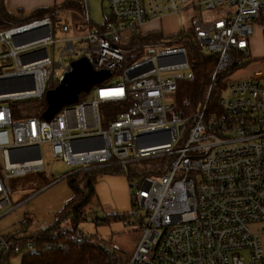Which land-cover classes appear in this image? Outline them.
Listing matches in <instances>:
<instances>
[{
	"label": "built area",
	"instance_id": "obj_1",
	"mask_svg": "<svg viewBox=\"0 0 264 264\" xmlns=\"http://www.w3.org/2000/svg\"><path fill=\"white\" fill-rule=\"evenodd\" d=\"M78 1L81 35L57 36L49 18L0 31V82L11 81L16 90L0 94V218L11 205L8 178L43 170L40 148L47 145L74 168L65 177L112 169L130 181L131 212L104 218L118 217L140 238L128 257L103 243L111 264H264L260 235L250 228L264 223V0H102L108 14L100 24L90 19V0ZM218 5L230 9L203 22L199 11ZM186 9L196 12L192 37L182 38L183 31L174 42L163 33L135 41L153 19ZM121 32L132 33L130 43H121ZM256 33L259 57L252 55ZM53 35L65 43L54 62L46 47ZM193 39L215 59L195 108L176 96L177 82L188 77L186 48ZM74 57L110 76L50 121L16 117L10 103L42 98ZM251 62L260 64L259 72L227 80ZM45 67L53 78H45ZM115 74L122 75L118 83ZM40 230L0 235V264L36 251L30 236Z\"/></svg>",
	"mask_w": 264,
	"mask_h": 264
},
{
	"label": "rangeland",
	"instance_id": "obj_2",
	"mask_svg": "<svg viewBox=\"0 0 264 264\" xmlns=\"http://www.w3.org/2000/svg\"><path fill=\"white\" fill-rule=\"evenodd\" d=\"M90 19L94 24H100L103 22L105 16L108 14V10L105 7V3L102 0H90ZM230 9L228 5H218L211 10H201L199 13L203 19V22H207L213 19L221 18ZM77 11L68 13H62L56 15L54 22L56 23V35L67 37L74 36L82 33L81 21L79 17L75 15ZM69 15V16H68ZM74 15V16H72ZM196 15V12L192 9L183 10L177 14L164 15L160 19H153L148 25H144L139 32H161L168 37L169 42L178 40L176 35L180 32H185V35L189 38L192 37L191 20ZM19 17L22 20L28 18L27 14L21 13ZM53 22V21H52ZM60 25H67L69 32L64 34L60 31ZM84 27V26H83ZM121 43L128 44L131 41V32H121ZM259 34L254 36V42L252 45V55L259 57L262 54V46L259 39ZM63 41H55L53 35V41L46 47L51 53L52 61H57L59 51L64 47ZM75 44L78 47H85V44L80 41H76ZM195 45V40L191 42V46ZM189 44L186 48V58L189 64V68L186 70V75L190 77V66L194 63V51ZM148 55L149 52L144 51ZM139 55L143 52L137 51ZM201 53L203 51L201 50ZM204 54V53H203ZM76 59L74 57L72 60ZM67 62V61H66ZM68 63V62H67ZM59 72L60 69H58ZM260 71V64L258 62H251L244 68L237 69L229 74L226 78L230 81H237L251 78L254 74ZM52 68L45 67L43 73L47 79L49 76L53 78ZM113 83H118L122 80L121 74H115L112 77ZM90 93H80V99L88 98ZM174 101L172 96L166 98L167 104H172ZM13 109L17 110L22 117L25 114L31 115V117L42 119V113L45 111L47 104L45 97L19 101L10 103ZM171 111H167L169 116ZM41 158L43 162V170L31 171L23 176L9 177L8 183L11 188L9 198L11 205L5 214L0 218V235L10 236L15 232L27 231L33 233L37 230H42L52 222V215L55 210L62 207L70 198L71 190L67 184V176L74 170L65 162L55 158L50 153L47 145H43L40 148ZM143 164H148V161H144ZM95 195L91 200L89 206L85 208V219L79 224L78 229L86 235H93L98 237L102 243L112 242L122 256L128 257L134 250L139 238L140 233L133 231L130 227H125L120 220L109 219L102 222L106 212L114 214V216L122 217L123 215L131 212L132 203L129 195L130 181L122 171H114L103 173L95 177L94 181ZM35 211L40 216H43L44 220H47L48 224L44 226V223L40 219L36 218ZM58 211V210H57ZM56 212V211H55ZM99 219V223L95 222V219ZM101 220V221H100ZM250 228L253 232L260 235L262 246L264 247V223L251 224ZM246 260L249 258L248 251L239 252ZM26 255H17L11 259L10 264H21L23 257Z\"/></svg>",
	"mask_w": 264,
	"mask_h": 264
},
{
	"label": "trees",
	"instance_id": "obj_3",
	"mask_svg": "<svg viewBox=\"0 0 264 264\" xmlns=\"http://www.w3.org/2000/svg\"><path fill=\"white\" fill-rule=\"evenodd\" d=\"M72 11L81 13V5L78 0H64L52 9H37L26 20L0 14V31H7L17 25L44 18L54 20L56 15ZM162 37L161 32L153 31L136 37L135 41L147 42ZM181 37L189 38L185 34ZM192 50L194 51V63L190 66L191 75L177 82L176 96L178 100L184 97L189 98L191 107L195 108L205 95L209 77L215 67V59L211 55L201 53V47L198 44L193 45ZM56 86L57 84H54L52 88ZM211 101L214 102L213 98ZM14 113L16 117H22L15 109ZM23 117H31V115L25 114ZM107 171L118 170L81 171L66 177L72 196L55 214L52 225L30 236L36 251L26 254L21 264H111L101 240L96 236L86 235L78 229L79 224L85 219V208L90 205L95 195V177L107 173ZM109 219L119 220L118 217L111 216L103 218L102 222Z\"/></svg>",
	"mask_w": 264,
	"mask_h": 264
},
{
	"label": "water",
	"instance_id": "obj_4",
	"mask_svg": "<svg viewBox=\"0 0 264 264\" xmlns=\"http://www.w3.org/2000/svg\"><path fill=\"white\" fill-rule=\"evenodd\" d=\"M70 67V71L62 74L58 85L44 95L47 107L42 119L45 121H50L62 107L76 103L80 93H88L93 86L101 84L110 76L107 70L95 71L86 57L72 61ZM15 91L11 81L0 82V94Z\"/></svg>",
	"mask_w": 264,
	"mask_h": 264
},
{
	"label": "crops",
	"instance_id": "obj_5",
	"mask_svg": "<svg viewBox=\"0 0 264 264\" xmlns=\"http://www.w3.org/2000/svg\"><path fill=\"white\" fill-rule=\"evenodd\" d=\"M63 1L64 0H0V14H7L21 20V18L19 17L21 13L27 14V16H29L33 11L37 9H52L54 8V6L61 4ZM149 23H147L146 25H148ZM259 39L261 42V38ZM64 205L62 207H59V209H57L58 211H54L52 215V222L47 227L53 224L55 220V214L58 213L64 207ZM35 216L40 220L42 219L41 222L44 223V226L48 224V221L44 220L43 216H40L37 211H35ZM47 227H45L44 229H46Z\"/></svg>",
	"mask_w": 264,
	"mask_h": 264
},
{
	"label": "bare ground",
	"instance_id": "obj_6",
	"mask_svg": "<svg viewBox=\"0 0 264 264\" xmlns=\"http://www.w3.org/2000/svg\"><path fill=\"white\" fill-rule=\"evenodd\" d=\"M59 29H60V31H61L62 33H64V34H66V33L69 32V28L67 27V25H60V26H59ZM80 29L82 30V25H81V28H80Z\"/></svg>",
	"mask_w": 264,
	"mask_h": 264
}]
</instances>
